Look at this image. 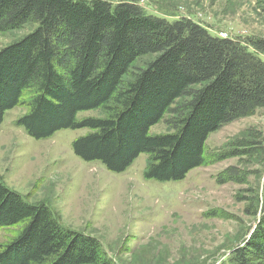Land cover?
Segmentation results:
<instances>
[{
    "label": "trees",
    "instance_id": "1",
    "mask_svg": "<svg viewBox=\"0 0 264 264\" xmlns=\"http://www.w3.org/2000/svg\"><path fill=\"white\" fill-rule=\"evenodd\" d=\"M138 2L0 0V32L38 23L0 49V124L25 102L16 123L30 136L89 128L74 140V153L112 172L142 153L149 154L146 179L179 181L206 165L210 135L264 107V38L215 35L191 18L147 13ZM145 54L155 57L132 72ZM93 109L100 116L78 115ZM168 114L170 131L150 134ZM236 170L220 181L240 180ZM16 225L17 236L0 244V264H114L97 237L65 226L48 202H30L0 176V228ZM254 257L264 258V201L231 264Z\"/></svg>",
    "mask_w": 264,
    "mask_h": 264
},
{
    "label": "rangeland",
    "instance_id": "2",
    "mask_svg": "<svg viewBox=\"0 0 264 264\" xmlns=\"http://www.w3.org/2000/svg\"><path fill=\"white\" fill-rule=\"evenodd\" d=\"M138 4L169 20L191 18L215 35L264 38V0H139ZM37 26L30 20L0 32V49ZM154 57L140 56L131 71ZM23 99H29L27 92ZM28 109L24 102L8 110L0 124V176L30 202H48L65 226L97 237L114 264H231L234 248L258 226L264 201V107L212 133L206 165L183 180L165 182L145 178L148 153L120 173L78 157L72 144L89 128L62 129L42 139L30 136L16 123ZM78 115L100 116V111ZM169 116L153 125L150 134L169 132L165 121ZM230 168H236L241 179L221 182ZM21 227L0 228V244L17 236ZM251 264H264V258L254 257Z\"/></svg>",
    "mask_w": 264,
    "mask_h": 264
}]
</instances>
